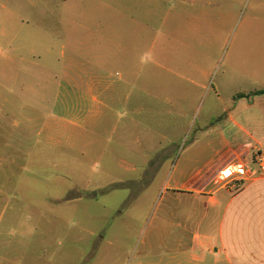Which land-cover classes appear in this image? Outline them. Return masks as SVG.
Returning a JSON list of instances; mask_svg holds the SVG:
<instances>
[{
	"label": "rangeland",
	"instance_id": "obj_1",
	"mask_svg": "<svg viewBox=\"0 0 264 264\" xmlns=\"http://www.w3.org/2000/svg\"><path fill=\"white\" fill-rule=\"evenodd\" d=\"M261 88L264 0H0V264H226L174 188Z\"/></svg>",
	"mask_w": 264,
	"mask_h": 264
},
{
	"label": "crops",
	"instance_id": "obj_2",
	"mask_svg": "<svg viewBox=\"0 0 264 264\" xmlns=\"http://www.w3.org/2000/svg\"><path fill=\"white\" fill-rule=\"evenodd\" d=\"M247 100L244 110L257 107L259 118H247L244 125L232 119L230 136L222 138L205 164L174 188L193 193L201 207L218 210V233L204 236L212 241L215 256L226 264H264V173L257 162V154H264V94ZM228 165L239 167L236 177L214 191L208 178ZM196 242L194 237L191 250L204 251L205 244ZM186 254L189 251L176 257Z\"/></svg>",
	"mask_w": 264,
	"mask_h": 264
},
{
	"label": "built area",
	"instance_id": "obj_3",
	"mask_svg": "<svg viewBox=\"0 0 264 264\" xmlns=\"http://www.w3.org/2000/svg\"><path fill=\"white\" fill-rule=\"evenodd\" d=\"M257 162H258L261 172L264 173V154L263 153L257 154ZM238 169L239 167L235 165L226 166L218 173L216 177V183H220V184L229 183L236 177L238 173Z\"/></svg>",
	"mask_w": 264,
	"mask_h": 264
},
{
	"label": "trees",
	"instance_id": "obj_4",
	"mask_svg": "<svg viewBox=\"0 0 264 264\" xmlns=\"http://www.w3.org/2000/svg\"><path fill=\"white\" fill-rule=\"evenodd\" d=\"M264 94V89H258V90H255V91H252L248 94H245V93H238L235 97L236 98H252L254 96H258V95H263Z\"/></svg>",
	"mask_w": 264,
	"mask_h": 264
}]
</instances>
